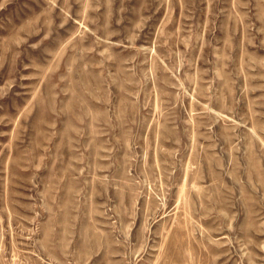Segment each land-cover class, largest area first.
<instances>
[{
  "label": "rangeland",
  "instance_id": "obj_1",
  "mask_svg": "<svg viewBox=\"0 0 264 264\" xmlns=\"http://www.w3.org/2000/svg\"><path fill=\"white\" fill-rule=\"evenodd\" d=\"M0 264H264V0H0Z\"/></svg>",
  "mask_w": 264,
  "mask_h": 264
},
{
  "label": "bare ground",
  "instance_id": "obj_2",
  "mask_svg": "<svg viewBox=\"0 0 264 264\" xmlns=\"http://www.w3.org/2000/svg\"><path fill=\"white\" fill-rule=\"evenodd\" d=\"M13 111V110H12Z\"/></svg>",
  "mask_w": 264,
  "mask_h": 264
}]
</instances>
